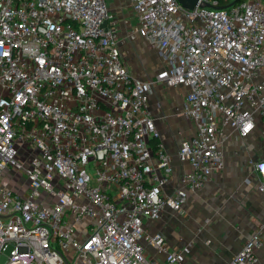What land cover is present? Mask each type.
Instances as JSON below:
<instances>
[{
  "label": "built area",
  "instance_id": "2783aa9c",
  "mask_svg": "<svg viewBox=\"0 0 264 264\" xmlns=\"http://www.w3.org/2000/svg\"><path fill=\"white\" fill-rule=\"evenodd\" d=\"M234 1L132 0L156 80L183 89L194 128L173 190L154 80L131 72L107 0H0V264H183L148 223L224 169L226 126L247 137L264 119V0L220 7ZM255 170L264 193V159ZM263 235L229 264H259Z\"/></svg>",
  "mask_w": 264,
  "mask_h": 264
},
{
  "label": "crops",
  "instance_id": "0c3cea01",
  "mask_svg": "<svg viewBox=\"0 0 264 264\" xmlns=\"http://www.w3.org/2000/svg\"><path fill=\"white\" fill-rule=\"evenodd\" d=\"M117 3L113 2L112 6ZM128 3L135 14L132 0ZM136 27L134 31L146 48L157 52L160 58L158 71L149 77L139 78L154 80L150 110L161 133L163 146L173 155V177L167 188L173 185L174 190L181 185L182 175L191 169L187 162L178 159V151L183 138L192 135L194 128L182 113L183 89L169 87L156 80L164 65L163 58L140 36ZM263 125L264 119L257 115L256 127L247 137H241L236 129L226 126L223 132L228 137L222 145L224 169L216 173L203 189L190 193L182 210L165 208L159 220L148 223L149 231L164 232L174 249L187 250L183 264H229L264 223V193L259 189L261 181L255 170V163L264 159ZM147 253L161 257L150 246ZM257 254L259 264H264V235Z\"/></svg>",
  "mask_w": 264,
  "mask_h": 264
},
{
  "label": "rangeland",
  "instance_id": "374dc122",
  "mask_svg": "<svg viewBox=\"0 0 264 264\" xmlns=\"http://www.w3.org/2000/svg\"><path fill=\"white\" fill-rule=\"evenodd\" d=\"M115 1H118V5L112 6ZM107 2L109 13L117 23L119 45L131 72L137 77L153 75L161 66L158 62L160 58L157 52H150L144 41L135 33L134 28L137 26L138 18L133 13L130 3L128 0H107ZM163 117H166V114H163ZM171 226L173 228V225Z\"/></svg>",
  "mask_w": 264,
  "mask_h": 264
},
{
  "label": "water",
  "instance_id": "95a60500",
  "mask_svg": "<svg viewBox=\"0 0 264 264\" xmlns=\"http://www.w3.org/2000/svg\"><path fill=\"white\" fill-rule=\"evenodd\" d=\"M183 4H185L186 6H189V7H193L195 4H197L199 2V0H180ZM237 1L239 0H235L234 2L230 3L229 5H223V6H220L222 8H226V7H229L233 4H235ZM201 5L203 6H211L210 4L208 3H205V2H201Z\"/></svg>",
  "mask_w": 264,
  "mask_h": 264
},
{
  "label": "trees",
  "instance_id": "16d2710c",
  "mask_svg": "<svg viewBox=\"0 0 264 264\" xmlns=\"http://www.w3.org/2000/svg\"><path fill=\"white\" fill-rule=\"evenodd\" d=\"M159 143H160V139H158V140H155L154 142H153V146H158L159 145Z\"/></svg>",
  "mask_w": 264,
  "mask_h": 264
}]
</instances>
